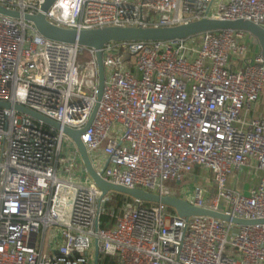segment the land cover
<instances>
[{
  "label": "built area",
  "instance_id": "built-area-1",
  "mask_svg": "<svg viewBox=\"0 0 264 264\" xmlns=\"http://www.w3.org/2000/svg\"><path fill=\"white\" fill-rule=\"evenodd\" d=\"M45 2L0 0V6L44 14L50 24L76 31L203 19L264 28V0H55L43 12ZM253 45L237 30L108 43L103 97L87 127L97 103V51L47 40L33 23L0 14V102L84 130L94 168L112 184L176 197L165 183L202 169L212 185L196 181L181 199L264 220V114L255 117L264 58L252 56ZM65 141L72 148L63 154ZM243 175L253 181L248 192L237 185ZM112 194L102 196L62 130L0 108V264H94L95 242L100 256L117 264H264L263 224L185 219L165 205L133 200L115 225L100 229Z\"/></svg>",
  "mask_w": 264,
  "mask_h": 264
},
{
  "label": "water",
  "instance_id": "water-1",
  "mask_svg": "<svg viewBox=\"0 0 264 264\" xmlns=\"http://www.w3.org/2000/svg\"><path fill=\"white\" fill-rule=\"evenodd\" d=\"M55 0H46L42 7L43 12H47L53 5ZM0 14L13 19H23L25 21L33 23L37 32L45 39L55 41L63 44H78L93 48L97 51L98 62V76L99 86L97 93V103L94 108V112L87 124L89 127L97 113L100 105V101L103 97L105 86V68L103 64L102 49L104 45L111 42H157V41H174L183 40L192 37H198L205 33H212L221 30H237L247 33L253 40H255L260 55L264 58V28L261 26L246 20H217V19H203L200 21L192 22L190 24L174 26L169 28H105L98 30L88 31H76L67 30L56 27L50 24L44 14L29 15L21 14L17 11H11L3 6H0ZM0 108L11 109L21 114L30 116L36 121H40L48 127H52L58 131L62 130L63 133L74 144L81 163L83 165L85 173L101 191L102 196L110 193L120 194L128 197L134 201L145 204H162L173 209L176 214L185 219H189L194 216H206L212 217L221 221L231 222L237 226H254L264 225V220H242L231 217L227 214L220 212H214L207 209L198 208L189 204L187 201L177 197H160L159 195L141 190L130 189L124 186L115 185L106 181L100 173L96 171L91 161L89 153L81 140V135L84 130H73L68 127H62L54 120L43 116L31 109L24 106H11L10 103L0 102ZM98 229V224L96 225ZM99 247L98 242H95V261L94 264H99Z\"/></svg>",
  "mask_w": 264,
  "mask_h": 264
},
{
  "label": "rangeland",
  "instance_id": "rangeland-1",
  "mask_svg": "<svg viewBox=\"0 0 264 264\" xmlns=\"http://www.w3.org/2000/svg\"><path fill=\"white\" fill-rule=\"evenodd\" d=\"M252 43L255 46L257 45L255 40H253V39H252ZM253 50H254V48L252 47V51ZM254 53L252 54V56L254 55ZM71 148L72 147L69 145V143L67 141H65L64 145H63V154L67 153L69 151V149H71ZM196 181L198 182V185H200V186L202 185L204 187H210L212 185L210 174L208 172H206L205 170L198 169L196 171V173L191 177V179H185L181 183L166 182L165 186L167 188H169L170 192L173 195H175L176 197L187 198V196L193 192L195 186L197 185ZM233 181L234 180H231V182H233ZM234 183H235V181H234ZM250 183H253V181H251L250 179H247L246 175H243V176H241L237 185H238V187H241V189H242V187H244V189H246V192H248ZM168 211L170 213H174V210L171 208H169Z\"/></svg>",
  "mask_w": 264,
  "mask_h": 264
},
{
  "label": "trees",
  "instance_id": "trees-1",
  "mask_svg": "<svg viewBox=\"0 0 264 264\" xmlns=\"http://www.w3.org/2000/svg\"><path fill=\"white\" fill-rule=\"evenodd\" d=\"M254 48H257L259 50L257 45H254ZM130 203H133L132 199L120 194L113 193L111 201L105 205L104 212L100 216V229L112 227L113 225H115L117 217L122 215L123 208ZM112 214H114V216H111ZM99 264H117V261L109 257L100 256Z\"/></svg>",
  "mask_w": 264,
  "mask_h": 264
},
{
  "label": "crops",
  "instance_id": "crops-1",
  "mask_svg": "<svg viewBox=\"0 0 264 264\" xmlns=\"http://www.w3.org/2000/svg\"><path fill=\"white\" fill-rule=\"evenodd\" d=\"M253 48H254V45L252 46ZM255 53H259V50L257 49V48H254V50H253ZM252 51V52H253ZM253 52V53H254ZM254 53V54H255ZM264 114V93H263V95H262V97L260 98V101H259V103L257 104V106H256V110H255V117H260V116H262ZM262 173H260V175H261ZM239 189H241V187H239ZM242 191H244V192H246V189H244V187H242V189H241Z\"/></svg>",
  "mask_w": 264,
  "mask_h": 264
}]
</instances>
